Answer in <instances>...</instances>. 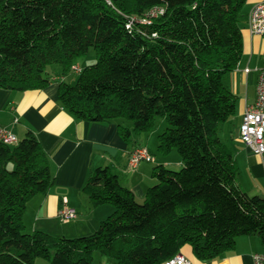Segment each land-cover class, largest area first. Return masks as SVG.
Here are the masks:
<instances>
[{
	"label": "trees",
	"instance_id": "trees-1",
	"mask_svg": "<svg viewBox=\"0 0 264 264\" xmlns=\"http://www.w3.org/2000/svg\"><path fill=\"white\" fill-rule=\"evenodd\" d=\"M245 2L0 0V89L43 90L56 82L49 67L64 77L93 49L96 62L74 85L58 83L59 106L79 121L116 123L128 143L161 118L167 127L156 151L175 150L182 164L176 172L156 166L141 203L107 167L92 169L81 192L113 212L91 235L56 237L23 232L27 203L52 184L47 155L31 132L0 143V264H92L94 254L113 264H161L184 245L209 262L238 237L264 245V198L239 186L237 164L217 136L235 111L223 78L241 59ZM153 9L162 13L148 17Z\"/></svg>",
	"mask_w": 264,
	"mask_h": 264
},
{
	"label": "crops",
	"instance_id": "crops-1",
	"mask_svg": "<svg viewBox=\"0 0 264 264\" xmlns=\"http://www.w3.org/2000/svg\"><path fill=\"white\" fill-rule=\"evenodd\" d=\"M262 2L264 0H246L242 8L245 22L249 10ZM240 31L242 51L245 55L253 57L255 45H260L258 55L261 64L252 70L257 73L256 70L262 66L263 41L259 37L251 36L246 27H240ZM240 61L231 75L233 78L240 73L246 79L252 71ZM245 68H248L250 73L245 74ZM57 88L58 83L52 82L47 88L36 91L0 89V126L7 128L17 141L31 132L49 160L52 184L45 193L35 195L27 203L23 213L25 230L28 233L40 231L56 237L77 238L93 234L100 222L113 212L110 205L92 207L87 196L81 192L92 169L107 167L117 176L119 184L129 189L135 200L141 203L146 190L156 184L152 175L156 166L161 165L169 170L181 167L182 164L179 155H174L173 151L167 156L157 153V137L154 139L153 130L145 135H131V141L128 143L118 133L116 123L95 124L74 119L59 106ZM254 99L249 100L245 95L238 104L237 100L235 102L234 115L228 121L235 127L237 140L241 116L246 107L253 104ZM135 148L148 150L154 158L153 162L142 161L136 167H130L128 157ZM153 152H156V155ZM238 156L243 157V167L246 171L244 179H238L239 174L237 175L239 186L244 187L247 181L251 183L248 191L256 194L258 191H264L257 182L264 179L260 159L246 147L243 152H237L235 157ZM62 207L73 210L75 218L61 223L57 213ZM61 224L70 226L63 227ZM177 254L183 255L191 264H253V255L264 254V245L256 236L238 237L233 249L209 262L197 260L188 245H184ZM101 257L98 261L93 259L92 264H106ZM40 260L42 259H36L33 264H45Z\"/></svg>",
	"mask_w": 264,
	"mask_h": 264
},
{
	"label": "built area",
	"instance_id": "built-area-1",
	"mask_svg": "<svg viewBox=\"0 0 264 264\" xmlns=\"http://www.w3.org/2000/svg\"><path fill=\"white\" fill-rule=\"evenodd\" d=\"M157 13H162V10L153 9L149 11L148 17H154ZM247 30L251 36L262 39L264 49V2L255 4L249 10L247 14ZM262 56V66L256 70L255 99L252 105L246 107L241 116V122L238 127V140L245 145L250 153L260 159L264 171V51ZM72 70L76 73L80 71L78 67H72ZM243 72L248 74L250 70L245 68ZM0 143L11 146L17 143V139L7 128L0 126ZM142 161H153V158L145 148H136L129 154L128 163L130 167L134 168ZM57 216L61 223H67L75 218V212L62 207L59 209ZM252 258L253 264H264V254H254ZM161 264L191 263L183 255L175 254Z\"/></svg>",
	"mask_w": 264,
	"mask_h": 264
},
{
	"label": "rangeland",
	"instance_id": "rangeland-1",
	"mask_svg": "<svg viewBox=\"0 0 264 264\" xmlns=\"http://www.w3.org/2000/svg\"><path fill=\"white\" fill-rule=\"evenodd\" d=\"M240 27H246L247 29V20L245 22L244 17L241 18V21L239 23ZM260 49V45H255V52L253 54V57L250 58V55H245L244 52L242 51V55H241V61L243 62L244 66L248 67L251 71L254 70L255 67L260 66L261 61H260V57L258 55V53ZM261 60H262V56H261ZM240 61V62H241ZM96 62V53L94 52L93 49H89L86 54H84L81 57L75 58L72 62V66H77L80 68V70L84 69L85 67L91 66ZM48 72H50V75H54L52 77H54V79L56 78V83L59 82H63L65 84H69V85H74L77 78H78V74L72 71H69L66 76L61 77L62 74V69L57 67V66H51L48 69ZM250 73V72H249ZM256 80H257V73H250L248 75V77L245 79V77L242 74H238L236 77L234 76L232 78V75L230 73L225 75L223 78V83L226 87H228L232 93L235 95L237 103L238 104L246 95L248 97V99H254L255 96V91H256ZM128 125H130V123H128ZM166 124L164 122V120H162L161 118H155L154 121V129L153 132L154 133V139L161 134L164 129L166 128ZM141 135H145V134H141ZM217 136L220 140V142H222L226 148L230 151L233 159L235 160L236 164L238 165V179H244L246 176V171L243 167V157L242 156H238L237 158L235 157L237 155V152L244 151L245 145L240 142L239 140L235 139V127L233 126V124H230L229 121L221 123L218 127V131H217ZM156 155V152H153ZM172 153H174V155H177V152L174 150ZM176 156V157H177ZM179 157V156H178ZM182 167V166H181ZM181 167H174L173 169H169L171 171H179L181 169ZM258 186L262 187L264 189V179L261 180L259 179L258 181ZM244 187L242 186L243 191L245 193H247L248 195H256V196H260L262 198H264V191H258L259 193H254L252 191H248L251 188V183L249 184L247 181L246 183H244ZM254 186H257L256 183H253ZM24 225V224H23ZM66 227L67 225L65 224H61L60 226ZM70 225H68L67 227H69ZM23 232L24 233H28L25 228H23ZM60 236V235H59ZM66 238V237H65ZM70 238H74V237H70ZM101 256H99L98 254H94L93 259L97 260L100 258ZM101 259H103V261L106 264H113V260H111L110 258H105V257H101ZM42 263L45 264H49L47 261L45 260H40Z\"/></svg>",
	"mask_w": 264,
	"mask_h": 264
}]
</instances>
